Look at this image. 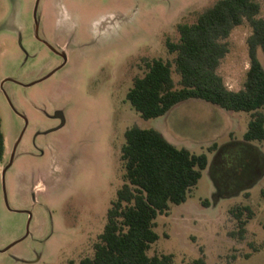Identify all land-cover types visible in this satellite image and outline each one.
I'll return each mask as SVG.
<instances>
[{"label":"rangeland","instance_id":"1","mask_svg":"<svg viewBox=\"0 0 264 264\" xmlns=\"http://www.w3.org/2000/svg\"><path fill=\"white\" fill-rule=\"evenodd\" d=\"M35 1L0 0V264L92 255L122 184L120 148L131 126L207 158L185 202L155 219L148 256L264 264V141L243 140L250 115L193 99L143 120L125 99L143 60L165 58L177 24L194 23L217 0H39L36 33ZM255 1L264 20V0ZM250 34L244 22L223 41L228 52L216 72L230 91L245 80ZM55 112L63 125L48 132L60 124ZM242 209L239 239L234 214Z\"/></svg>","mask_w":264,"mask_h":264},{"label":"trees","instance_id":"2","mask_svg":"<svg viewBox=\"0 0 264 264\" xmlns=\"http://www.w3.org/2000/svg\"><path fill=\"white\" fill-rule=\"evenodd\" d=\"M255 0H217L192 24H177V42H164L166 57L143 60V73L133 79L125 99L143 120L165 115L175 105L200 100L224 111L250 115L244 141H264V20ZM246 22L249 67L242 88L230 91L216 70L228 52L223 42L231 30ZM120 148L122 184L106 212L105 223L92 255L69 264H171L170 255L148 256L157 241L155 219L171 206L185 202L207 167L204 154L177 148L154 129L131 126ZM216 145L208 147L212 152ZM5 153L0 128V164ZM246 209L235 212L238 230L245 235ZM198 260L196 264H202Z\"/></svg>","mask_w":264,"mask_h":264},{"label":"water","instance_id":"3","mask_svg":"<svg viewBox=\"0 0 264 264\" xmlns=\"http://www.w3.org/2000/svg\"><path fill=\"white\" fill-rule=\"evenodd\" d=\"M38 1H39V0H36V1H35V4H34V9H33L34 20H35V13H36V8H37ZM36 32H37V22H36V20H35V33H36ZM39 81H40V80H39ZM53 117L56 118V119H58V120H60V124H59V126H58L57 128H55V129H53V130H49L48 132L54 131V130H56V129H59V128L63 125V117H62V114H61L60 112H55V114L53 115ZM8 166H9V164L6 165V166L4 167V169L2 170V179H3V176H4L5 171L7 170ZM12 245H13V244H11L10 246H7L5 249L2 250V252L5 251V250H7V249H8L9 247H11Z\"/></svg>","mask_w":264,"mask_h":264}]
</instances>
